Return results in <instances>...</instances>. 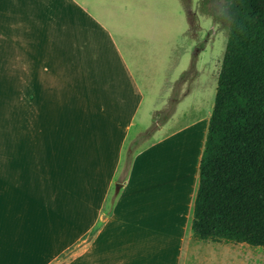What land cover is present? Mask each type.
I'll return each mask as SVG.
<instances>
[{
  "label": "crops",
  "instance_id": "crops-1",
  "mask_svg": "<svg viewBox=\"0 0 264 264\" xmlns=\"http://www.w3.org/2000/svg\"><path fill=\"white\" fill-rule=\"evenodd\" d=\"M136 1L105 20L80 0H0V264H264L247 243L193 238L195 190L184 209L170 183L183 154L154 172L160 124L136 117L177 79Z\"/></svg>",
  "mask_w": 264,
  "mask_h": 264
},
{
  "label": "trees",
  "instance_id": "trees-1",
  "mask_svg": "<svg viewBox=\"0 0 264 264\" xmlns=\"http://www.w3.org/2000/svg\"><path fill=\"white\" fill-rule=\"evenodd\" d=\"M229 20L198 163L197 240L264 247V0H224Z\"/></svg>",
  "mask_w": 264,
  "mask_h": 264
},
{
  "label": "rangeland",
  "instance_id": "rangeland-1",
  "mask_svg": "<svg viewBox=\"0 0 264 264\" xmlns=\"http://www.w3.org/2000/svg\"><path fill=\"white\" fill-rule=\"evenodd\" d=\"M80 1L93 15L105 20L110 18V10H116L119 15V12L126 7V0ZM224 3V0H154L151 7L150 0L136 1L139 9L145 11L142 17L143 26H151L153 29L154 47L158 55L166 59L169 54L171 79H177L171 85L170 94L165 91V86L158 85L159 88L163 87L164 91L159 93L156 87L150 98L145 99L144 107H141L136 119H139L141 124L150 120L160 124L158 128L154 126L147 130V132L153 131L145 140L150 143L147 146H152V157L159 158L156 160L158 167L155 168V173L162 170L166 159L183 154L181 172L171 175L170 183L171 191L173 189L176 191V200L184 209L189 204L191 192L196 191L197 154L201 153L202 135L205 138L217 75L228 35L229 20L224 11ZM151 9L154 12L152 17L148 14ZM116 23L119 28L122 27V17H118ZM183 66L186 70L180 73L179 69ZM9 104L11 105L10 99ZM151 104L157 108L153 116L146 111L147 106ZM170 114L171 120L167 122L166 119ZM183 118L189 122L186 123ZM185 126H190L185 130V133L188 131L190 133L187 138L180 131ZM134 130L135 128L132 127L130 132ZM36 135L39 136L38 133ZM195 135L197 136L194 137ZM141 137L143 139L145 135L141 134ZM194 142L201 143L199 149ZM147 162L145 167H148ZM156 178L153 177L154 181H157ZM254 247L258 251H264V247ZM255 261L256 264H260V261Z\"/></svg>",
  "mask_w": 264,
  "mask_h": 264
},
{
  "label": "bare ground",
  "instance_id": "bare-ground-1",
  "mask_svg": "<svg viewBox=\"0 0 264 264\" xmlns=\"http://www.w3.org/2000/svg\"><path fill=\"white\" fill-rule=\"evenodd\" d=\"M197 132H198V131H197ZM201 132H202V131H201ZM201 132H200V133H201ZM193 135H194V134H193ZM197 135H198V134H197ZM197 135H195L194 137H196ZM199 137H200V135H199ZM186 138H187V137H186ZM192 139H193V136H192ZM187 140L189 141V139H187ZM190 140H191V139H190ZM191 142H192V141H191ZM194 143H195V142H194ZM183 144H184V143H183ZM195 144L198 145V142H196ZM195 144H193V146H195ZM181 145H182V143H181ZM197 145H196V146H197ZM178 146H180V145H177V147H178ZM182 147H183V146H182ZM192 149H193V147H192ZM192 149H191V150H192ZM195 150H196V147H195L194 151H195ZM194 151H193V152H194ZM160 166H161V165H160ZM186 185H187V184H186Z\"/></svg>",
  "mask_w": 264,
  "mask_h": 264
}]
</instances>
